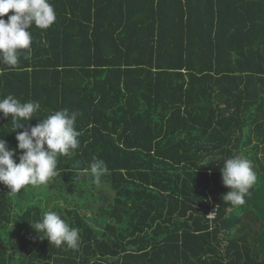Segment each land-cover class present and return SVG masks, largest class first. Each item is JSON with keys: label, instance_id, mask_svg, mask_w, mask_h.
Masks as SVG:
<instances>
[{"label": "trees", "instance_id": "obj_1", "mask_svg": "<svg viewBox=\"0 0 264 264\" xmlns=\"http://www.w3.org/2000/svg\"><path fill=\"white\" fill-rule=\"evenodd\" d=\"M50 3L30 58L0 65V98L40 103L25 128L77 111L80 145L47 184L0 183V264H264V0ZM12 130L0 114L10 149ZM232 156L257 176L239 206L222 200ZM49 210L78 228L76 249L31 226Z\"/></svg>", "mask_w": 264, "mask_h": 264}, {"label": "clouds", "instance_id": "obj_2", "mask_svg": "<svg viewBox=\"0 0 264 264\" xmlns=\"http://www.w3.org/2000/svg\"><path fill=\"white\" fill-rule=\"evenodd\" d=\"M10 11L13 14L5 20L3 17ZM55 20L56 13L50 0H0V65L15 69L22 53L24 59L30 58L33 42L30 29L35 25L46 30ZM40 108L38 101L21 102L11 94L0 98V114L5 118L11 115L12 131L24 128L22 132H16V148L10 149L7 140L0 138V183L6 185L10 193H18L27 185L47 184L58 174V157L79 148L77 111L56 110L34 126L25 128L22 121H31ZM89 171L99 185L108 168L104 160L93 157ZM221 174L223 184L229 189L222 195L224 203L243 205L257 180L252 162L240 156L229 157L221 167ZM216 211L206 216L212 219ZM30 223L41 239L47 238L51 245L78 247V228H70L56 212L46 211L39 221Z\"/></svg>", "mask_w": 264, "mask_h": 264}, {"label": "built area", "instance_id": "obj_3", "mask_svg": "<svg viewBox=\"0 0 264 264\" xmlns=\"http://www.w3.org/2000/svg\"><path fill=\"white\" fill-rule=\"evenodd\" d=\"M214 211H216V210L214 209V210H213V211H211V212H214ZM215 214H216V212L214 213L213 217L215 216Z\"/></svg>", "mask_w": 264, "mask_h": 264}]
</instances>
